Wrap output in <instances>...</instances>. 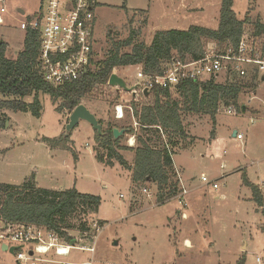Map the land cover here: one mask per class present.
Wrapping results in <instances>:
<instances>
[{
    "label": "rangeland",
    "instance_id": "obj_1",
    "mask_svg": "<svg viewBox=\"0 0 264 264\" xmlns=\"http://www.w3.org/2000/svg\"><path fill=\"white\" fill-rule=\"evenodd\" d=\"M96 1L92 67L133 31H140L136 41L150 44L154 32L160 29H187L191 25L216 29L220 25L222 0ZM233 3L238 19L249 14L251 21L264 22V0ZM1 5L6 8V22L0 24V39L7 43V56L16 58L25 43L26 31L20 23L37 13L43 0H4ZM253 24H247V32L251 33ZM204 43L205 49L209 43L221 49L216 41ZM123 50L129 52L131 47ZM142 70L141 65L125 66L117 67L115 73L132 88L144 81L139 77ZM215 77L221 82L228 78L240 81L243 91L238 105L220 107L216 122L211 115L183 113L188 137H179L174 147V161L185 172L182 176L174 163L175 179L179 172L189 190L183 203L177 197L180 192L159 203L155 187L149 182H133L132 170L120 162L112 166L99 162L95 154L96 132L86 120L72 130L67 147L47 142L45 138L66 133L71 114L67 110L59 112V101L53 103L50 95H40V117L31 111L0 109L7 117L0 127V182L20 185L31 180L38 187L76 188L101 198L98 215L90 219L89 232L66 229L78 245L93 247L94 251L73 249L65 257L50 252L40 255L35 264H258L257 255L264 264V215L252 189L244 183V178L259 188L264 183V80L261 77L253 84L251 77L242 78L229 71ZM3 98L0 95V100ZM25 100L32 102L33 97ZM120 101L130 105V91L108 84L89 95L83 104L103 120V127L111 121L119 125L132 122L137 128L130 109L125 108L123 120L114 118L115 105ZM137 101L141 106L153 100ZM229 108L233 112L228 113ZM234 130L244 138L234 137ZM132 138L127 134L122 143L132 146ZM121 152L133 165V151ZM203 174L220 187L203 182ZM71 220L73 226H78L86 218ZM4 225L0 220V230ZM0 264L24 263H18L15 254L3 250L0 244Z\"/></svg>",
    "mask_w": 264,
    "mask_h": 264
},
{
    "label": "trees",
    "instance_id": "obj_2",
    "mask_svg": "<svg viewBox=\"0 0 264 264\" xmlns=\"http://www.w3.org/2000/svg\"><path fill=\"white\" fill-rule=\"evenodd\" d=\"M221 3L218 28L191 25L187 29H160L154 32L150 44L136 41L140 31H133L126 39L116 42L106 58L98 61L95 67L89 68L76 80L57 86L47 83L40 72L38 59L41 40L37 30H26L24 49L16 58L7 56V43L0 39V95L4 97L0 100V109L31 111L34 116L40 117L43 108L40 95L48 94L53 103L59 101L56 107L59 112L67 110L71 113L98 88L107 86L117 67L141 65L148 75L161 73L173 58H202L205 54V40L216 41L220 50H226L229 46L236 47L250 22L254 23L251 34L262 39L264 44L263 21L257 19L253 22L249 14L242 20L238 19L233 9V0H222ZM125 47H131V50L126 52L123 50ZM242 91V82L229 78L221 82L216 77L205 81L183 82L173 90L157 87L142 97L152 102L139 106V102L132 99L130 103L132 116L138 123L137 128L132 122L119 125L110 121L103 127L102 133L95 131L97 159L109 166L120 162L132 170V179L136 184L151 183L157 191V202L172 199L181 191L179 180L177 177L175 179L174 147L178 145L179 137H188L183 113L211 115L216 122L220 107L238 105ZM29 96L33 97L32 102L25 100ZM4 118H7L6 114L0 111V127L4 125ZM100 122L103 125L102 119ZM115 127L125 129V133L118 139L113 133ZM127 134L135 136L136 143L138 141L136 147L122 143ZM70 135L64 132L58 138L45 140L52 146L67 147ZM121 150L133 151V165L129 164ZM244 183L252 189L254 200L264 215L261 188L246 178ZM100 205L99 196L79 192L76 188L54 190L38 187L31 180L20 185L0 182V220L4 224L23 223L46 227L70 242L76 239L68 235L66 229L70 227L80 232H89L90 219L98 215ZM78 217L86 218L85 222L73 226L71 219L78 221Z\"/></svg>",
    "mask_w": 264,
    "mask_h": 264
},
{
    "label": "built area",
    "instance_id": "obj_3",
    "mask_svg": "<svg viewBox=\"0 0 264 264\" xmlns=\"http://www.w3.org/2000/svg\"><path fill=\"white\" fill-rule=\"evenodd\" d=\"M3 1L0 0V3ZM95 5L96 0H43L40 10L20 23V28L24 31L30 28L39 32V68L47 83L63 85L76 80L92 67L95 49ZM5 13L6 8L1 5L0 24L6 22ZM240 40L236 47L229 46L226 50H220L215 43H209L200 59L173 58L161 73L148 75L143 70L140 71L139 77L144 78V81L132 87V99H143L145 91L150 94L157 87L173 90L183 82L205 81L210 77L219 76L224 71L242 78L249 76L254 82L261 77L264 80V44L247 31ZM115 72L116 69L113 73ZM125 108L133 112L131 105L117 102L114 117L124 119ZM233 110L229 108L227 112ZM237 137L244 138L241 133H238ZM135 143L134 136L131 145L135 146ZM177 178L181 190L177 197L183 203L189 190L179 172ZM202 180L214 188L219 187L216 181H210L205 174L202 175ZM143 191L149 192L147 188H143ZM183 215L187 216L186 213ZM4 226L0 230V244L19 246L15 251L18 263L26 264L31 261L30 264H35L34 260L39 259L40 255H48L50 252L65 257L69 256L73 249L94 251L93 247L78 245L76 241L70 242L46 227L23 223H8ZM256 260L258 264H262L261 255H257Z\"/></svg>",
    "mask_w": 264,
    "mask_h": 264
},
{
    "label": "water",
    "instance_id": "obj_4",
    "mask_svg": "<svg viewBox=\"0 0 264 264\" xmlns=\"http://www.w3.org/2000/svg\"><path fill=\"white\" fill-rule=\"evenodd\" d=\"M109 84L113 87H118L122 88L123 90L126 91H131L132 88H128L126 80L122 78L120 75L117 73H113L110 78H109ZM145 94L148 95L149 92L145 91ZM243 111H245L246 107H242ZM81 120H86L88 121L97 131L98 133H102L103 125L100 122V119H98L88 108L87 105L85 104H80L78 105L70 114L69 116V122L66 125V134H70L72 130L79 124ZM113 133L116 139L123 135L125 133V129L117 128L115 127L113 129ZM237 131H233V136H237ZM19 248V246H11L9 247L7 244H2V249L7 251L9 250L13 254H15V251ZM30 254L32 255L33 252L31 251Z\"/></svg>",
    "mask_w": 264,
    "mask_h": 264
},
{
    "label": "crops",
    "instance_id": "obj_5",
    "mask_svg": "<svg viewBox=\"0 0 264 264\" xmlns=\"http://www.w3.org/2000/svg\"><path fill=\"white\" fill-rule=\"evenodd\" d=\"M97 3H98V1H96V5H97ZM20 12H23V10H20ZM255 81V80H254ZM254 81H253V83H254ZM256 83V82H255ZM255 90H256V88H255ZM245 107H246V105H245ZM247 108V107H246ZM246 110V109H245ZM235 137V136H234ZM174 163H175V165H176V168L178 169V171L180 172V173H182V176H183V174L185 173V172H183V170H182V168L181 167H178V165L176 164V162L174 161ZM184 179V178H183ZM219 187H220V185H219ZM218 187V188H219ZM261 188H262V191H263V194H264V183H263V185L261 186ZM217 189V188H216ZM222 196H224V194H222ZM262 209V208H261ZM179 211H181L180 209H179ZM186 215H187V217L189 216V214H187L186 213Z\"/></svg>",
    "mask_w": 264,
    "mask_h": 264
},
{
    "label": "bare ground",
    "instance_id": "obj_6",
    "mask_svg": "<svg viewBox=\"0 0 264 264\" xmlns=\"http://www.w3.org/2000/svg\"><path fill=\"white\" fill-rule=\"evenodd\" d=\"M132 142H134V141L132 140Z\"/></svg>",
    "mask_w": 264,
    "mask_h": 264
}]
</instances>
